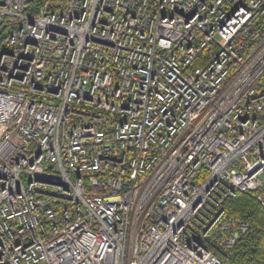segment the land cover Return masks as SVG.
Listing matches in <instances>:
<instances>
[{"label":"built area","instance_id":"obj_1","mask_svg":"<svg viewBox=\"0 0 264 264\" xmlns=\"http://www.w3.org/2000/svg\"><path fill=\"white\" fill-rule=\"evenodd\" d=\"M0 0V264H231L264 210V0Z\"/></svg>","mask_w":264,"mask_h":264},{"label":"trees","instance_id":"obj_2","mask_svg":"<svg viewBox=\"0 0 264 264\" xmlns=\"http://www.w3.org/2000/svg\"><path fill=\"white\" fill-rule=\"evenodd\" d=\"M45 0H29L26 13L35 15ZM258 191H238L226 197L222 209L248 223L229 256L231 264H264V210L257 199Z\"/></svg>","mask_w":264,"mask_h":264}]
</instances>
